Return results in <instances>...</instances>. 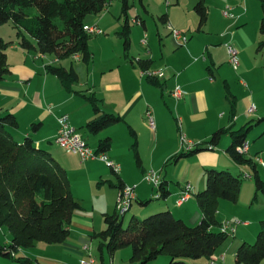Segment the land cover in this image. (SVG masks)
I'll list each match as a JSON object with an SVG mask.
<instances>
[{
  "label": "rangeland",
  "instance_id": "obj_1",
  "mask_svg": "<svg viewBox=\"0 0 264 264\" xmlns=\"http://www.w3.org/2000/svg\"><path fill=\"white\" fill-rule=\"evenodd\" d=\"M129 1L130 8L127 12H129L128 19L131 31L129 34L130 44L127 51H124L123 41L119 35L123 17L120 16V4L118 0H115L110 7L99 15L86 18L85 22L91 25V28L92 25L95 24L98 29L97 32L100 31L99 33H88V47L92 55L89 63H83L80 58L52 61L51 59L54 57L52 55H47L51 60L50 63L55 64L57 67L60 66L65 68L71 65L77 66L82 81H85L87 74L89 76L90 86L93 85L96 87L99 80L114 75L109 72L107 66L109 64L116 65V63L124 57L125 52L135 56L147 53V55L151 56L152 54V56H155L154 70L160 71L162 74L161 76L159 75L160 77H157V80H159L160 83H164V81L168 83L173 74L193 61L194 57H189L185 52H177L176 50L178 47L168 45L165 41V36L170 33L167 28L168 24L163 25L157 16L164 12L169 16V10H172L171 19L173 21L185 27L192 28L194 24V20L192 19L193 14H188V12H186L189 10L190 0H178L179 5L176 6H173L175 0H144V5L149 11L147 16L142 15L143 13L138 0ZM205 1L209 16L207 30L202 32L199 36H197L199 33H195V30L189 31L191 34L189 42L193 40V47L199 50L200 53L202 52L201 47L203 44H215V46L209 47L208 52H211V56H213V71L215 72L219 69V71L215 73V79L217 76H220L221 86H223V81H225L230 91L232 89L242 92L243 89L240 87L239 82L244 80V82L247 84L249 83L254 90L253 95L252 90L249 89L248 94L250 96L248 97L245 96L244 92H242L238 98L235 93H231L236 97V104L238 103L239 108L245 113L242 120L247 122V125L251 126L247 141L252 145L253 141H251V136H254V142L259 143L257 148L262 152L261 161L264 164V120L258 122L259 118L264 117V115H260L264 113V47L260 49L257 48L258 44L264 41V36L259 32V26L263 16L261 2L259 0ZM226 8H231V14L233 15L232 19H227L222 16V11ZM137 13H140L141 16L144 17L146 35L140 23L135 22L134 17ZM222 32L224 35H227L226 41L218 37ZM0 37L6 42H11L10 45H19L16 30L13 28L11 22L0 25ZM232 38H234V40ZM144 40L145 42L143 43ZM226 42L237 50L238 66L236 70L229 64ZM161 51H163L164 54L163 60H160L161 56H156V53L159 54ZM13 52L14 51H10L9 48H7V62L15 64L17 58ZM113 57H115V59ZM147 59L152 58L147 57ZM199 63H202L201 60ZM239 66H241V68H239ZM193 68L200 70L201 66L195 65ZM105 71L106 73L104 74ZM241 71L245 77H241ZM218 78L219 77H217V79ZM43 91H46V96L48 98H50L49 96H54V92H57L55 87L51 84H47ZM64 91H66L65 87ZM64 91L63 95H65ZM251 96L252 101L249 100ZM148 97L158 117V120H155V123H157L156 131L153 130L152 132L145 118L144 122L141 119L138 120L135 118L133 120L135 127H130L135 133V139L129 134L126 126H117L121 130L117 132L115 141L113 142V151L120 157L119 161H117V163H119L118 171H120V177L129 185V188L136 186L135 196H137V194L142 195V198H144L142 201H148L147 205L150 204L148 208L145 209V206H147L146 204L141 206L139 204V201H141L140 199H133L132 207L123 217V227L127 225L133 214L137 218L143 219L150 214L163 211H157L156 209H160L159 207L164 200L152 199L155 198L154 196L156 195L154 187L145 180L147 173L151 171L159 176V181L165 177V180H170L172 182L170 183V187H173V191L179 189L178 193L183 191L186 184L191 185V198L184 203L182 209L183 212H186V210L187 212H191L194 207L198 209L193 194L204 189V170L205 168L213 167L206 164H209L211 155H218L214 151L203 150L190 157L182 158L178 162H174L172 157L175 156V154H179L182 150L187 152L186 140H190L194 142V144H198L196 140H199V144H201V140L206 133L203 129L193 124L195 122L191 124H189L190 122H186L185 128H180L179 123L174 120L172 115L173 102L167 98V94L161 87L152 85ZM57 100L60 99L55 97L48 102L53 105L57 104ZM75 104L76 103H68L66 107L70 109L74 107ZM50 115L49 113L47 114L49 118L45 120V125L42 129V134L45 135V137L54 131V121ZM22 124L26 125L24 122L20 125ZM28 128L31 130L30 125ZM77 131L84 136L93 149L96 148L97 141L101 139V135L99 134L102 133V131L98 134H91L85 129H78ZM182 135H184L185 138H183ZM105 136L107 135H104V137ZM24 137L19 140L22 141ZM155 137L156 141L154 139ZM225 138L226 137H223V139ZM134 140L137 142L136 148L141 159V167L144 168V171H142L141 167L137 166L135 162L134 154L131 149ZM43 146H45V149L57 160L60 158L68 159L66 173L72 187V197L82 207L81 210L74 213L68 225L70 235L66 243H71L74 245V248L67 249L64 247V244L48 245L43 242H37L31 248L20 250L17 257L30 258L32 264H77L78 258L84 255L81 252V248L84 244H87L90 246L92 257L96 258L97 262L100 263L101 258L98 250V241L97 239L91 240L90 237L93 233H99L104 229L102 214H111L114 211V193L107 182L113 181V183H116L117 179L112 174L110 167L102 161L97 160L98 162L96 163L78 165L75 158L71 154L61 150L52 139H49V143ZM203 146L204 145H200L199 147ZM139 147H141V152ZM177 147L179 148L175 154L166 157ZM257 167L260 171H263L261 178L264 179V165ZM218 170L227 169L226 167H218ZM228 171L233 175L240 176V193L237 201L234 203L219 200L215 217L220 224L228 222L230 225H234L237 223L235 225V233L227 236L224 243L225 247L235 244L234 251H236L237 246L242 243L240 237L246 236L244 235L246 233L243 232L250 229L243 228L240 223L247 222V224H250L251 221L256 220L258 216H260L259 219H257V229L254 237L249 238L248 241L244 240L249 244L254 243L257 233L260 230L259 221L264 220V196L259 192L255 194L254 182L250 177V168L232 164ZM247 175L249 177H247ZM150 199L152 200L149 201ZM134 209H138L137 212ZM199 220L200 217L196 223L189 224L188 221L186 222L188 225L194 226ZM217 229L219 228H215V230ZM2 232L5 235L7 234L5 227L0 230V244H3ZM83 236H86V242L80 246H76L74 241H76V239H81ZM130 255L131 249L130 247H126L116 251L112 257L104 250L102 258L105 264H110V262L112 264H134L130 261ZM228 255L230 256L231 254L230 251L227 250V256ZM164 257L167 256L161 255L149 264H167L168 262L162 263ZM0 264L20 263L14 260L0 258Z\"/></svg>",
  "mask_w": 264,
  "mask_h": 264
},
{
  "label": "trees",
  "instance_id": "obj_2",
  "mask_svg": "<svg viewBox=\"0 0 264 264\" xmlns=\"http://www.w3.org/2000/svg\"><path fill=\"white\" fill-rule=\"evenodd\" d=\"M113 1L0 0V25L11 22L19 39V46L25 51L35 52L40 57L52 55L55 61L77 57L87 64L91 61L92 55L88 47L89 36L84 31V27L88 26L85 19L90 15H99ZM119 1L121 12L126 17L130 8L129 1ZM259 1L263 10L259 30L264 36V0ZM138 2L145 9L143 0ZM205 2L195 0L193 6V12L198 18V31L208 19ZM159 21L165 24L166 14L161 15ZM129 34L130 26L126 19L119 33L124 51L129 47ZM10 43L0 37V82L10 73L6 54ZM262 47L264 41L260 42L257 48ZM149 64L148 60H140L142 72L148 71ZM45 70L47 74L60 80L67 90L71 84L78 81V75L72 65L65 68L50 63ZM151 82L156 84L154 80ZM85 99L94 113V117L83 126L89 133L98 134L123 122L118 115L100 111L99 101L94 96ZM226 99L233 114L234 96L227 88ZM17 126L16 118L11 112L5 111L0 114V229L5 227L10 235L8 244H0V258L14 260L20 264H32L30 258L17 257L19 251L31 248L37 242L48 245L65 242L70 235L68 225L71 218L82 207L72 197L71 184L65 168L48 150L37 146L30 135H26L22 141H17L8 130L9 127ZM40 126L41 123H32L31 131L36 133ZM250 128V125H245L237 131L219 129L205 144H195L187 152L182 150L172 158L174 162H178L203 150H212L218 145L221 137L229 133L231 142L226 153L236 165L250 168L255 194L259 192L264 196V181L258 173L256 164L235 151V148L245 141ZM127 129L135 139L134 131L129 126ZM112 143V138L105 136L97 142L94 152L105 155L110 151ZM200 145L204 146L199 147ZM131 149L137 166L141 167L135 140ZM110 170L117 183L107 184L120 195L126 186L118 172L112 168ZM204 175V189L193 194L200 211V220L194 226L177 218L168 209L150 212L153 214L143 219L133 214L125 227L122 225L125 215L119 216L116 206L111 214H102L104 229L90 237L91 240L98 241L101 261L104 250L112 257L116 251L130 247V261L134 264H149L161 255L167 256V264H209L216 249L228 236L220 230L221 224L215 217L218 202L219 200L236 202L241 180L239 175L213 167L205 168ZM154 190L159 194L158 198H152L154 200H166L171 194L165 179H162ZM139 204L147 205L148 201H139ZM263 261L264 220H261L254 243L243 241L237 246L234 263L261 264Z\"/></svg>",
  "mask_w": 264,
  "mask_h": 264
},
{
  "label": "crops",
  "instance_id": "obj_3",
  "mask_svg": "<svg viewBox=\"0 0 264 264\" xmlns=\"http://www.w3.org/2000/svg\"><path fill=\"white\" fill-rule=\"evenodd\" d=\"M118 2L120 4L119 0ZM194 3L195 0H190L189 10L186 11L188 12V14H193L192 19L194 20V24L192 25V28L185 27L173 21L171 19L172 10H169V16L166 12L161 14V15L166 14V23L165 24L162 23L163 25L168 24L167 26H171L173 29L180 31L181 33L185 34L188 37L187 42L184 45H180L179 42L176 41L174 38H172V36H170L169 33L167 34V36H165V41L168 43V45L173 47L174 46L178 47L176 50L177 52H185L187 55H189V57L191 58L194 57L193 61L189 62L181 70H178L176 73L173 74L171 80L168 82L169 84L166 81H164V83H160V81L157 80L158 79L157 77H160L162 74L160 71L154 70L155 56H152V54L151 56L147 55V53H144L142 55L138 54L135 56L132 54H127L125 52L124 57H122L119 60V62L116 63V65L109 64L107 66L109 72L113 73L114 75L112 76L110 75L109 77H104L102 80H99V82L96 84V87L93 85L90 86L89 76L87 74L85 81H82L81 75L78 71V67L73 66L74 70L78 75V81L71 84L69 90L65 88L67 91L66 92L64 91V86L60 80L46 73L45 67L48 64H50L51 60L55 61L53 60V58L50 60V58H48L47 56L40 57L35 52L25 51L21 49L20 46L17 44L10 45L8 48L10 51H14L13 54L16 56L17 59L15 61V64L8 62L10 73L6 75L4 79L0 82V114L5 111L11 112L15 116L16 121L18 123L17 128L9 127L8 129L9 132L18 141H20L19 139H21L22 137L26 135H30L37 146L45 148V146L43 145L48 144L49 139L50 140L52 139V141L54 142V137L57 129V117H59L62 114H66L69 117V122L72 127L81 130L84 129L83 126L85 125V123L94 117L92 108L85 99L86 97H89L91 95L94 96L99 101L98 106L100 108V111L118 115L123 119V123L120 122V124L102 131V133L99 134L101 135L100 136L101 139L102 137H104V135H107V136H111L113 138L112 142H114L117 132L121 130L117 126L135 127V123L133 122V120L137 118L138 120L141 119L144 122V118L146 119V112L151 113L155 124L154 130L156 131L157 123H155V120H158V117L148 97V93L150 92L152 85L161 87V89L164 90L165 93L167 94V98L173 102L172 115L174 117V120L179 123L180 128H185L186 122H190L189 124L195 122L193 124L197 125L199 128L204 130L206 134L204 138L201 140V144H205L206 141L209 140L211 135L219 129L231 130V131L240 130V128L247 125V122L242 120V117L245 113L243 110H241V108H239L238 103L236 104V97L237 98L240 97V94L242 92H244L245 96L248 97L250 96L248 94L249 89L252 90V94L254 90L251 88L250 84L249 83L247 84L246 82H244V80H241L239 82L240 87L243 89L242 92L234 91L231 88L230 91L225 81H223V86H221L220 76H217L219 78L217 79L216 77L215 79V73L218 72L219 69L216 70L215 72L213 71L214 68L213 56H211V52H208L209 47H213L215 46V44L212 43L203 44V46L201 47L202 52L200 53L199 50H196L193 47L192 45L193 40L189 42V37L191 36L189 31L195 30V33L197 34L199 33L197 35L199 36L200 34H202V32H205V30H207V24L209 21V16H208L206 24L202 27L201 30L199 31L197 30L198 18L196 14L192 12ZM111 4H113V2ZM111 4L108 7H110ZM143 5H144V0H143ZM176 5H179L178 0H175V3L173 4V6ZM140 8L143 13L142 15L147 16L149 11L148 9H146L145 5H144L145 9H143L141 6ZM128 13L129 12H127L126 17L123 16L121 12V4H120V16L123 17V22L120 27V32L124 24V21L126 19L128 20V24H129ZM161 15L157 16V18L159 19ZM90 16L95 17L97 15H90ZM90 16H87L86 18ZM134 18H135V22H139L141 28L145 32L146 26H145V20L143 19L144 17L141 16L140 13H137ZM232 18L233 15L231 18H227V19H232ZM85 24L91 27V25H89L88 23L85 22ZM94 26L95 24L92 25V27ZM218 37L224 39V41H226L227 39V35H224L223 32L220 33ZM232 39L234 40V38ZM144 42L145 40L143 41V43ZM129 44H130V40H129ZM156 56L157 57L161 56L160 60H163L164 59L163 51H161L159 54L156 53ZM147 57L152 59H147ZM113 58L115 59V57ZM140 60L150 61L147 72H142L139 65ZM200 60L202 63H199ZM195 65L201 66L200 70L194 69L193 67ZM239 68H241V66H239ZM156 72H159L160 76H155L154 74ZM105 73L106 71L104 72V74ZM241 77H245L242 71H241ZM151 80H154V82L156 81L155 82L156 84H153ZM47 84L53 85L57 90V92H54V96H49L51 99L46 96V91H43ZM175 87H179V89L183 93L180 99H174L173 96L171 95ZM226 88L231 95H233L232 93H235L236 95V97L235 95H233L235 101L233 114H231L230 112L231 109L230 104L226 99ZM62 90L65 92V95H63ZM55 97H58V99L60 100H57V104L51 105L50 102L48 101L53 100V98ZM251 99L252 96L250 97L249 100L252 101ZM68 103H76V104L74 105V107L67 109L66 104ZM48 113L51 114L50 116L54 121V131H52L48 136L45 137V135L42 134V129L43 126L45 125V120L49 118L47 117ZM260 115H264V113H261ZM262 120H264V117L259 118L258 122ZM22 122H24L26 125L23 124L20 125ZM37 122L41 123L40 129L36 133H32L28 127L32 123H37ZM247 136L245 137V141H247ZM82 137L84 138L83 135ZM182 137L185 138L184 135H182ZM223 137L226 138L223 139ZM154 139L156 141V137ZM251 139H252L251 141H253V144L251 145L247 141L249 147L245 157L251 159L256 164V167L263 166L264 164L261 161L262 152L257 148L259 143L254 142V136H251ZM85 141L88 144V141L86 139ZM186 142H191L194 144V142L190 140H186ZM196 142L199 144V140H196ZM230 142H231L230 135L229 133H226L221 137L218 145H216L212 150L210 149L206 150L211 152L214 151L218 154V155H211L210 157L211 160L209 164L206 165H211L216 169H218V167H226L227 170L230 169L232 164L236 165L226 153V149L230 145L228 143ZM113 147H114V143L112 144L110 151L107 152L105 156L109 162H112L113 164L119 166V163H117V161H119L120 157L119 155L114 153ZM178 148L179 147L175 148L166 157L168 156L170 157L171 155L175 154ZM91 149L93 148L91 147ZM139 150L141 152V147H139ZM72 156L75 158L78 165L84 164L79 162L77 156L75 155ZM219 156L221 157V159ZM58 161L66 170L67 169L66 164L68 163V159L60 158ZM87 162L85 163L91 164V163H96L98 161L90 160V162L89 161ZM141 169L142 171H144L143 167H141ZM257 170L258 173L260 174V177H262L261 175L263 171H260L258 167ZM119 173L120 171H118V174ZM166 181L168 182V189L171 192V194L160 205L159 207L160 209H156V210L168 209L176 217L181 218L185 222L188 221L189 224L196 223V221H198L200 217L199 209L194 207V209L192 208L191 212H187V210L186 212H183L182 209L184 207V203L187 202L191 197L189 196L188 200L183 202L180 206L176 205V199L179 198L181 192L178 193L179 189L173 191V187H170L171 185L170 183L172 182L170 180H166ZM111 182L113 183V181ZM124 185L129 188V185H127L126 182H124ZM135 188L136 186L132 187L134 191V200L137 198L142 201V199H144L142 198V195L137 194V196H135L136 195ZM111 190L114 193L113 201L115 202V206H116L119 194L116 189L111 188ZM71 192H72V187H71ZM149 205L145 206V209H147ZM134 210L137 212L138 209H134ZM259 217L260 216H258L257 219H259ZM257 219L251 221L250 224H247V222L240 223V225H242L243 228H250L246 232H243L246 233L244 234L246 236L240 237V239H242V242L244 240L248 241L249 238L254 237L255 231L257 229ZM2 237H3V244H8L10 242V235L8 232L6 235L2 232ZM85 237L86 236H83L79 240L76 239V241H74L75 245L80 246L81 244H84L86 242ZM224 243L220 245L214 252V255L211 258V260H213L212 264H223V263L233 264L234 254H235L234 251L235 244H233L232 246L229 245L228 247H225ZM61 244H64V247L67 249L74 248V245H72L71 243H66V241ZM227 250L230 251L231 254L230 256L229 255L227 256ZM166 262H167V258L164 257L162 263H166ZM261 264H264V261Z\"/></svg>",
  "mask_w": 264,
  "mask_h": 264
},
{
  "label": "built area",
  "instance_id": "obj_4",
  "mask_svg": "<svg viewBox=\"0 0 264 264\" xmlns=\"http://www.w3.org/2000/svg\"><path fill=\"white\" fill-rule=\"evenodd\" d=\"M230 8H226L222 11V15L226 18H231L232 15L230 13ZM171 36L179 42L180 45H184L188 37L181 33L180 31L173 29L171 26L167 27ZM97 28L85 26L84 31L87 33H99L97 32ZM227 52L229 55V64L232 66L234 70L237 69L238 60H237V51L230 45L226 44ZM77 58V57H75ZM155 76H159L160 73L156 72ZM171 95L174 99H180L183 95L182 91L179 87H175L172 91ZM146 122L149 128L153 131L155 128V124L152 118L151 113L146 112ZM55 144L64 152L75 155L79 159L80 163H85L90 160H99L104 162L110 168L114 169L118 172L119 166L109 162L105 155L96 154L93 149L87 144L81 134H79L70 124L69 118L66 114H62L57 117V129L56 134L54 137ZM187 150H190L194 145L191 142H186ZM248 142L244 141L241 145L235 148V151L238 155L245 156L248 152ZM145 180L151 184L154 189L159 186L161 181H159V176L154 173L153 171L147 173ZM192 187L189 184H186L183 188V191L180 193L178 200L176 201V205L180 206L183 202L188 200ZM155 198L159 197V194L156 193L154 196ZM134 199V191L132 188L126 187L122 193L118 196L117 203H116V211L119 216H124L127 211H129L132 201ZM235 223L234 225H230L228 222L225 224H221L220 230L223 233H226L228 236L233 235L235 232ZM81 252L84 254L81 258H79L77 264H104L103 260L98 263L96 258L92 257L90 246L84 244L81 248ZM210 264L213 263V260L209 261ZM110 264H112L110 262Z\"/></svg>",
  "mask_w": 264,
  "mask_h": 264
}]
</instances>
